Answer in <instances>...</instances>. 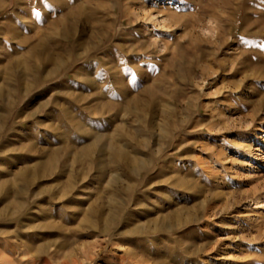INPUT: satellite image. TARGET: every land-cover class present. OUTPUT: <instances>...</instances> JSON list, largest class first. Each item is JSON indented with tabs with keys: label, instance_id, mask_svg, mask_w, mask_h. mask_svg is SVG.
<instances>
[{
	"label": "rangeland",
	"instance_id": "374dc122",
	"mask_svg": "<svg viewBox=\"0 0 264 264\" xmlns=\"http://www.w3.org/2000/svg\"><path fill=\"white\" fill-rule=\"evenodd\" d=\"M0 264H264V0H0Z\"/></svg>",
	"mask_w": 264,
	"mask_h": 264
}]
</instances>
